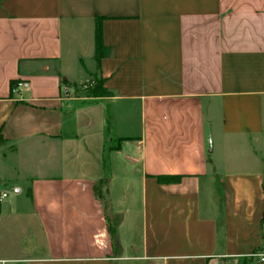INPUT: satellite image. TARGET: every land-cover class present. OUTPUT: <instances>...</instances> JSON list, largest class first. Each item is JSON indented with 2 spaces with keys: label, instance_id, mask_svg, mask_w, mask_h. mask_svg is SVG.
Instances as JSON below:
<instances>
[{
  "label": "crops",
  "instance_id": "1",
  "mask_svg": "<svg viewBox=\"0 0 264 264\" xmlns=\"http://www.w3.org/2000/svg\"><path fill=\"white\" fill-rule=\"evenodd\" d=\"M0 183V264H260L264 0H0Z\"/></svg>",
  "mask_w": 264,
  "mask_h": 264
},
{
  "label": "trees",
  "instance_id": "2",
  "mask_svg": "<svg viewBox=\"0 0 264 264\" xmlns=\"http://www.w3.org/2000/svg\"><path fill=\"white\" fill-rule=\"evenodd\" d=\"M105 19L106 18H103V17H98L96 19V21H97L96 60L98 62H100L104 57H106L109 54V51L103 42L102 23ZM104 83H105V80L97 76V78L94 81V85L91 86V88L87 90V93L92 97H102V96L108 94L105 87H104ZM124 140L125 139H119L118 147H120L121 143ZM104 164L106 166L108 164L107 152L104 155ZM161 179H163L165 182H178V181H180V177H165V178H160V180ZM115 219H116L115 221H109L108 230H109V233L111 235L114 248L116 249V251H119L121 248V245H120V240H119V236H118V226H119L121 219L119 217H116ZM241 264H250V261L246 260V261L242 262Z\"/></svg>",
  "mask_w": 264,
  "mask_h": 264
},
{
  "label": "built area",
  "instance_id": "3",
  "mask_svg": "<svg viewBox=\"0 0 264 264\" xmlns=\"http://www.w3.org/2000/svg\"><path fill=\"white\" fill-rule=\"evenodd\" d=\"M29 87V83L26 81H17L12 86V93L14 94H20L24 89H27ZM87 87V86H85ZM86 88H83L82 90H85ZM67 93V89L65 90ZM9 193L6 189V186L2 183H0V208L3 205V203L8 199ZM259 257V263L264 264V254L256 255Z\"/></svg>",
  "mask_w": 264,
  "mask_h": 264
},
{
  "label": "rangeland",
  "instance_id": "4",
  "mask_svg": "<svg viewBox=\"0 0 264 264\" xmlns=\"http://www.w3.org/2000/svg\"><path fill=\"white\" fill-rule=\"evenodd\" d=\"M96 78H97V76H94L93 79H92L89 83H87V84H85V85H82V86H81V89L86 88V89H85L86 91H87L88 89H90L91 86L94 85V81H95ZM85 86H87V87H85ZM2 184H4V185L6 186V189H7L8 193H9V196H10L11 193H12L11 189L8 188V185H7L6 183H2ZM8 198H9V197H8ZM115 220H116L115 218L112 219V221H115Z\"/></svg>",
  "mask_w": 264,
  "mask_h": 264
}]
</instances>
